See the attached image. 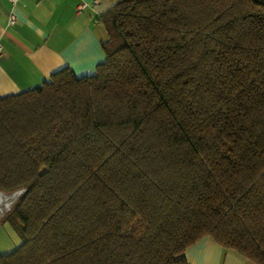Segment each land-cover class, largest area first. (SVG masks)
Segmentation results:
<instances>
[{"label": "trees", "instance_id": "obj_1", "mask_svg": "<svg viewBox=\"0 0 264 264\" xmlns=\"http://www.w3.org/2000/svg\"><path fill=\"white\" fill-rule=\"evenodd\" d=\"M105 60L0 96V264H264V0H110Z\"/></svg>", "mask_w": 264, "mask_h": 264}, {"label": "crops", "instance_id": "obj_2", "mask_svg": "<svg viewBox=\"0 0 264 264\" xmlns=\"http://www.w3.org/2000/svg\"><path fill=\"white\" fill-rule=\"evenodd\" d=\"M93 0H0V96L40 86L70 68L78 75L94 74L105 60L101 42L106 36L99 17L113 2L99 0L95 9L76 12ZM14 15L15 23H10ZM188 264H255L211 237L199 239L185 252Z\"/></svg>", "mask_w": 264, "mask_h": 264}, {"label": "rangeland", "instance_id": "obj_3", "mask_svg": "<svg viewBox=\"0 0 264 264\" xmlns=\"http://www.w3.org/2000/svg\"><path fill=\"white\" fill-rule=\"evenodd\" d=\"M102 37L105 38L104 40L107 39V35L106 36L102 35ZM73 73L77 77L87 76V75H78L74 71ZM89 75H93V74H89ZM21 243H22V239L20 235L11 227V225L8 222H4L0 224V255L12 253Z\"/></svg>", "mask_w": 264, "mask_h": 264}, {"label": "water", "instance_id": "obj_4", "mask_svg": "<svg viewBox=\"0 0 264 264\" xmlns=\"http://www.w3.org/2000/svg\"><path fill=\"white\" fill-rule=\"evenodd\" d=\"M25 192V188H18L10 192L0 191V222L12 211Z\"/></svg>", "mask_w": 264, "mask_h": 264}, {"label": "built area", "instance_id": "obj_5", "mask_svg": "<svg viewBox=\"0 0 264 264\" xmlns=\"http://www.w3.org/2000/svg\"><path fill=\"white\" fill-rule=\"evenodd\" d=\"M19 0H9V2L12 5H15ZM99 4V0H93L91 3L85 2V1H81L77 6H76V12L77 13H82L84 10L87 9H95ZM15 16L12 15L10 18V23L13 24L15 23Z\"/></svg>", "mask_w": 264, "mask_h": 264}]
</instances>
